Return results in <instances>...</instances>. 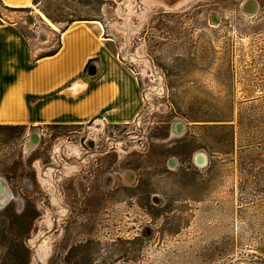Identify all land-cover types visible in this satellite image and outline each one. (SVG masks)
<instances>
[{"label": "rangeland", "instance_id": "1", "mask_svg": "<svg viewBox=\"0 0 264 264\" xmlns=\"http://www.w3.org/2000/svg\"><path fill=\"white\" fill-rule=\"evenodd\" d=\"M33 4L0 0V19L44 54L74 23L94 27L105 52L85 76L130 73L136 115L0 124V182L12 193L0 264H264V4L255 15L233 0Z\"/></svg>", "mask_w": 264, "mask_h": 264}, {"label": "crops", "instance_id": "2", "mask_svg": "<svg viewBox=\"0 0 264 264\" xmlns=\"http://www.w3.org/2000/svg\"><path fill=\"white\" fill-rule=\"evenodd\" d=\"M4 1L18 7H35L33 0ZM182 1L166 0V3L176 6ZM233 1L250 15H255L251 13L255 5L259 11L264 4V0ZM1 20L0 124H86L99 116L111 123L135 119L133 96L138 86L135 77L123 71L111 73L112 69L106 71L105 80L99 75L94 80L85 76L87 63L104 57L105 52L104 43L96 39L99 36L94 27L74 23L61 32L56 54L47 55L21 27ZM98 23L104 30L102 23ZM114 66L123 68L120 64ZM129 103L131 107L125 112Z\"/></svg>", "mask_w": 264, "mask_h": 264}, {"label": "bare ground", "instance_id": "3", "mask_svg": "<svg viewBox=\"0 0 264 264\" xmlns=\"http://www.w3.org/2000/svg\"><path fill=\"white\" fill-rule=\"evenodd\" d=\"M150 1H153V0H150ZM184 2H186V0H184V1H182L181 3H184ZM243 5H245V4H243ZM254 8V7H253ZM40 14H41V16L45 19V21L53 28V29H56V30H58V27L43 13V12H39ZM215 17H216V15H214ZM215 19V18H214ZM130 29H132L131 27H130ZM175 126H176V124H175ZM174 126V132H177V130H176V127ZM35 147H36V144H35V142H34V140H29V141H27V143H26V149L28 150V151H32V150H34L35 149ZM198 154H200V153H197L196 154V156H195V158L197 157V155ZM203 154V156H204V160H205V163L208 161V157H207V155L205 154V153H202ZM171 162H173V160L171 161ZM47 176H48V178H50V173L47 171ZM127 178L128 179H130L131 178V175H127ZM12 193H11V191L8 189V188H6L5 186H4V190H3V192H2V194H0V208H4V207H6L7 205H8V203H9V201L11 200V198H12ZM47 255V252L44 254V257Z\"/></svg>", "mask_w": 264, "mask_h": 264}, {"label": "water", "instance_id": "4", "mask_svg": "<svg viewBox=\"0 0 264 264\" xmlns=\"http://www.w3.org/2000/svg\"><path fill=\"white\" fill-rule=\"evenodd\" d=\"M244 2L245 1L242 2V6H243ZM254 7L255 8H254L253 12H251L252 14H254V13L256 14L257 11H258L257 6L255 5ZM94 72H95V70L93 69L92 73H94ZM175 124H176V126H175L176 130H177L178 133H182V132L184 133L185 132L186 123H185L184 120H178ZM39 131H40V128L39 127H35L34 130H33V133L31 134V138L36 143L40 142V133H39ZM172 160H173V162H171V164H174L175 163V161H174L175 159H171V161ZM194 161H195V164L197 166H199L200 168L201 167H206L208 165V161L205 163L204 156H203L202 153L198 154L197 157L194 158ZM3 190H4V184L2 182H0V194H2Z\"/></svg>", "mask_w": 264, "mask_h": 264}, {"label": "trees", "instance_id": "5", "mask_svg": "<svg viewBox=\"0 0 264 264\" xmlns=\"http://www.w3.org/2000/svg\"><path fill=\"white\" fill-rule=\"evenodd\" d=\"M35 4H38V0H34ZM47 13V12H46ZM48 14V13H47ZM55 20V19H54ZM75 21V20H74ZM57 50L56 51H53L47 55H54L56 54ZM55 126H60V124H54ZM2 126V125H1ZM5 126H8V127H18V126H21V127H26L25 125H5Z\"/></svg>", "mask_w": 264, "mask_h": 264}]
</instances>
